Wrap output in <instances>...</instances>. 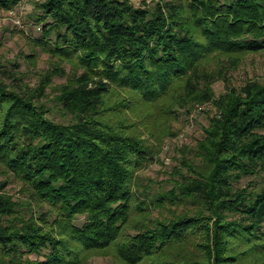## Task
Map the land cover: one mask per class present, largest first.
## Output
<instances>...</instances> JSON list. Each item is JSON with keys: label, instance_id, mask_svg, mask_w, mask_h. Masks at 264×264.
<instances>
[{"label": "trees", "instance_id": "16d2710c", "mask_svg": "<svg viewBox=\"0 0 264 264\" xmlns=\"http://www.w3.org/2000/svg\"><path fill=\"white\" fill-rule=\"evenodd\" d=\"M35 3L36 43L79 70L55 86L68 123L40 102L51 76L30 91L0 77V164L49 205L26 216L0 193V264H84L91 254L115 264H264V187L238 185L264 173V80L220 96L213 88L264 51V0ZM208 101L217 112L197 159H182L187 174L179 169L174 189L144 198L138 171L150 139L168 130L158 115ZM169 204L194 208L151 215ZM45 249L43 260L29 256Z\"/></svg>", "mask_w": 264, "mask_h": 264}, {"label": "rangeland", "instance_id": "374dc122", "mask_svg": "<svg viewBox=\"0 0 264 264\" xmlns=\"http://www.w3.org/2000/svg\"><path fill=\"white\" fill-rule=\"evenodd\" d=\"M36 0H22L15 6L3 8L0 6V77L10 85L22 91H30L41 85L43 78L51 76L50 85L46 87V95L42 102L50 111L48 116L57 122H70L72 115L64 112L56 103L55 86L64 83L77 70L70 62L60 61L44 51L36 40L42 38L43 30L36 20L39 12L35 8ZM168 0H131L136 6H153L157 2ZM58 67L64 68L59 73ZM249 80H264V51L248 53L238 67L229 71L227 80L219 79L213 83L217 96L224 93L228 87H241ZM217 112L212 101L197 102L188 107L179 108L169 116L158 115L162 126L167 132L161 134V140L150 139L152 157L138 171L140 178V194L144 198L159 193H166L175 188L177 179L187 174L182 168V159L187 156L196 160L195 148L203 138L204 129L209 126L211 117ZM147 137V136H146ZM148 138V137H147ZM149 140V138H148ZM239 186H263L264 173L247 175L238 183ZM4 186V187H2ZM0 193L10 195L17 203V209L23 215H39L49 210V205L36 199L27 186L5 165L0 164ZM146 194V196H145ZM150 201V199H149ZM193 205H168L167 208L154 207L151 215L154 217L173 216L175 213L190 211ZM50 220L55 218L49 215ZM85 215H78L77 224H82ZM131 232H134L133 230ZM43 253L29 255L32 259H44ZM84 264H115L114 257L108 254L87 255Z\"/></svg>", "mask_w": 264, "mask_h": 264}]
</instances>
